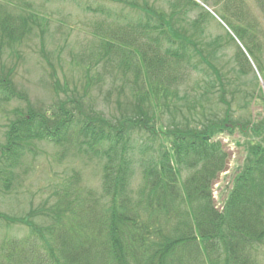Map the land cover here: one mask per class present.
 <instances>
[{"label": "trees", "instance_id": "1", "mask_svg": "<svg viewBox=\"0 0 264 264\" xmlns=\"http://www.w3.org/2000/svg\"><path fill=\"white\" fill-rule=\"evenodd\" d=\"M214 1L225 4L236 29L255 38L226 0ZM259 2L263 7L264 0ZM172 7L176 11L165 13L146 5L135 24L118 26L102 40V58L133 76L129 103L120 117L114 120L95 109L84 111L73 99L48 111L30 104L24 111L16 108L17 117L7 124L6 140L0 145L5 162L0 189L10 190L14 168L38 141L98 156L104 161L103 184L101 193L67 184L56 189L40 210L31 209L29 217L2 216L8 224L28 227L30 233L2 243L0 264H261L264 114L253 121L233 118L225 87L229 81L225 83L197 49L193 35L178 22L179 15L199 4L177 0ZM5 8L0 5L3 43L21 40L29 19L38 24L37 16L17 17ZM200 18L203 13L192 23L195 29ZM20 19L23 26L17 24ZM197 55L214 68L217 78L207 82L199 97L197 92L193 97L187 92L180 95L178 86L190 69L210 75L194 62ZM248 58L242 48L236 52L240 75L253 69ZM170 62L177 67L171 68ZM210 95L219 96L225 107L222 116L207 111L201 102ZM258 97L264 98L261 88ZM13 100L29 102L17 88L13 70L0 67V108ZM166 113H170L168 125L161 120ZM236 129L248 138L246 156L218 203L214 185L228 167V154L218 136ZM136 164L142 168V183L134 191ZM34 216L43 222L31 220Z\"/></svg>", "mask_w": 264, "mask_h": 264}, {"label": "rangeland", "instance_id": "2", "mask_svg": "<svg viewBox=\"0 0 264 264\" xmlns=\"http://www.w3.org/2000/svg\"><path fill=\"white\" fill-rule=\"evenodd\" d=\"M195 1L199 7L187 15H179L178 22L187 29L189 36L193 35V39L198 42L197 49L221 72L225 83L229 81L225 87L227 98L232 100L233 118L237 121L257 120L260 114H264V98L258 97L260 88L264 95V79L257 68L258 65L264 75V6L259 0L225 1L228 7L239 13L244 27H251L255 36L252 39L250 33L236 29V22L226 13L225 4H216L214 0ZM176 2L0 0V5L6 7L5 12L9 11L21 18L38 17V24L32 23L30 19L25 24L27 31L21 40L8 42L6 39L4 43L0 40V67L13 70L17 88L28 95L29 100H13L0 108V145L6 140L7 124L17 117L16 108L24 111L28 104L35 109L48 111L64 100L73 99L82 103L84 111L95 109L114 120L124 114L125 104L129 103V86L133 76L125 73L116 63L102 58V40L109 39L111 31L118 26L135 24L143 14L142 7L147 5L158 11L172 13L175 10L172 5ZM201 13L204 18L199 19V29H195L192 23ZM21 21L17 24L23 26ZM240 48L249 57L253 68L247 70L245 75L236 71L238 63L235 57ZM194 62L209 71L210 75L190 69L191 72L184 76L182 86L173 84L174 88H180V95L187 92L193 97L197 92L196 96L199 97L206 90L207 82L217 78L213 73L214 68L202 63L199 55ZM169 65L171 68L177 67L171 62ZM249 92L254 95L245 96ZM201 102L207 111L223 115L225 107L219 103V96L213 95L211 99ZM161 120L165 124L170 122V113L164 114ZM218 139L222 140L228 154L227 171L221 174L214 185V194L220 203L244 164V144L248 138L236 129L233 134H220ZM32 147L33 151L27 152L22 163L14 168V181L10 190L0 189V249L4 241L22 239L30 233L28 227L20 223L8 224L2 216L26 217L31 209L40 210L48 204L56 189L67 184L98 193L102 190L104 161L98 156L80 151L78 147L47 141H38ZM136 154L140 155L138 150ZM1 156L0 151V174L5 163ZM135 169L132 183L134 191L142 183V168L136 164ZM183 173L186 175L187 171ZM1 176L5 175L2 173ZM52 202L53 199L50 205ZM30 219L41 220L36 216ZM261 257V264H264V246L261 248Z\"/></svg>", "mask_w": 264, "mask_h": 264}]
</instances>
